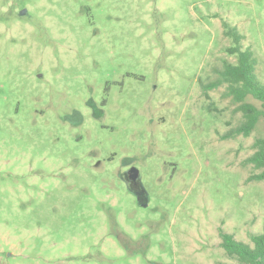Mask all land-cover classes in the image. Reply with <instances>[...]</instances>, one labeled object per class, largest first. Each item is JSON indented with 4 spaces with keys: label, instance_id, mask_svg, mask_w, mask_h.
Here are the masks:
<instances>
[{
    "label": "rangeland",
    "instance_id": "rangeland-1",
    "mask_svg": "<svg viewBox=\"0 0 264 264\" xmlns=\"http://www.w3.org/2000/svg\"><path fill=\"white\" fill-rule=\"evenodd\" d=\"M222 21L264 84V0H0V264L235 263L220 231L264 227V120L224 137Z\"/></svg>",
    "mask_w": 264,
    "mask_h": 264
},
{
    "label": "trees",
    "instance_id": "trees-1",
    "mask_svg": "<svg viewBox=\"0 0 264 264\" xmlns=\"http://www.w3.org/2000/svg\"><path fill=\"white\" fill-rule=\"evenodd\" d=\"M223 35L231 40L232 45L225 49L228 55L235 56L236 62L223 61L221 70L216 71L218 80L206 88H214L226 84L225 96L237 104L236 111L242 115V121L238 126L229 130L224 136L231 138L238 135L249 137L260 119L264 120V84L261 83L255 73L256 58L250 49H243L244 36L235 27L222 21ZM247 97H252L260 103V108L246 102ZM254 153L246 158L245 163L259 170V174L250 179L264 181V137L255 139ZM221 244L225 255L233 264H264V227L258 234L250 236V244L236 241L231 234L220 231ZM215 264H229L218 262Z\"/></svg>",
    "mask_w": 264,
    "mask_h": 264
},
{
    "label": "flooded vegetation",
    "instance_id": "flooded-vegetation-1",
    "mask_svg": "<svg viewBox=\"0 0 264 264\" xmlns=\"http://www.w3.org/2000/svg\"><path fill=\"white\" fill-rule=\"evenodd\" d=\"M124 184L126 185L127 189L129 190V192L136 198L137 195H140L141 199L143 201H148V196L146 194V192L144 191L140 180H139V176L138 178L133 181L130 178V173L129 170L125 172V174L122 177Z\"/></svg>",
    "mask_w": 264,
    "mask_h": 264
},
{
    "label": "water",
    "instance_id": "water-1",
    "mask_svg": "<svg viewBox=\"0 0 264 264\" xmlns=\"http://www.w3.org/2000/svg\"><path fill=\"white\" fill-rule=\"evenodd\" d=\"M26 11L25 10H22L20 12L21 15L25 14ZM129 173H130V178L135 181L137 178H138V171L135 169V168H131L129 169ZM136 200H137V203L141 206V207H147V204H148V201H143L140 197V195H137L136 196Z\"/></svg>",
    "mask_w": 264,
    "mask_h": 264
}]
</instances>
